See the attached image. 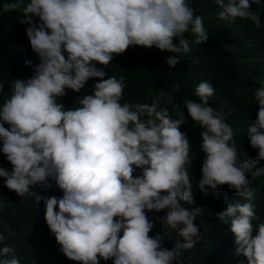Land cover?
I'll list each match as a JSON object with an SVG mask.
<instances>
[{"label": "clouds", "instance_id": "1", "mask_svg": "<svg viewBox=\"0 0 264 264\" xmlns=\"http://www.w3.org/2000/svg\"><path fill=\"white\" fill-rule=\"evenodd\" d=\"M214 3L220 20L261 27L253 5L259 8L262 0ZM0 9L21 14L39 61H24L32 75L14 78L10 97L0 103V192L33 199L37 210L43 202L60 253L78 264H176L182 250L195 246L201 236L195 221L205 208L187 206L195 203L189 171L194 154L181 127L190 117L199 125L204 154L196 186L217 198L227 186L245 201L215 215L234 235V254L247 264H264V221L254 223L259 217L250 187L253 178L264 176V80L253 93L256 118L246 137L258 151L249 157L226 121L230 113L209 103L216 93L209 81L195 87L198 100L185 99L187 117L181 112L173 118L172 93L162 91L151 103L122 104L125 78L105 71L116 55L136 46L169 53V69L180 65L192 51L186 33L198 45L208 40L193 0H5ZM90 79L91 94L78 107H66L68 90L81 93ZM172 87L180 90L178 83ZM4 90L0 81V94ZM53 187L62 195L38 191ZM6 206L0 200V212ZM150 212L164 215L152 219ZM157 223L180 237L173 248L165 246V233L150 235ZM4 239L0 233V264H20L15 255L5 258L13 248Z\"/></svg>", "mask_w": 264, "mask_h": 264}, {"label": "trees", "instance_id": "2", "mask_svg": "<svg viewBox=\"0 0 264 264\" xmlns=\"http://www.w3.org/2000/svg\"><path fill=\"white\" fill-rule=\"evenodd\" d=\"M4 2L5 0H0V5ZM193 6L196 14L203 17L208 40L205 44L198 45L194 42V35L186 33V38L193 41L190 45L192 51L176 68L169 69L164 63L169 55L166 51L136 46L129 47L122 55H116L105 71L117 78H125L122 104L151 103L153 97L160 95L162 91L172 93L176 111H173V106H169V112L173 118H178L181 112L187 117L185 99L198 100L194 95L195 87L201 81H209L216 89L209 103L230 113L226 116V121L236 130L238 148L244 150L249 157H255L258 150L249 145L246 132L247 126L256 118V114L252 113V107L257 108L253 93L260 86L258 81L264 80V0L259 8L253 5V9L259 11L261 16L259 29L251 21L231 23L220 20L219 9L214 0H193ZM20 17L18 12H3L0 9V81L5 85L4 93L0 94V103L10 97V82L14 78L32 75L31 66H25L24 61L28 59L34 63L39 62L30 47L25 26L19 23ZM194 58L199 60L198 64L192 63ZM94 83L95 79H90L81 93L68 90L67 95L62 98L65 106L78 107L83 95L91 94ZM173 83L180 84L179 91L172 87ZM244 92H247V96ZM181 131H187L194 154L189 171L194 177L195 203L187 206L193 209L204 207L205 211L195 221L201 230L199 240L192 249L181 251L176 264H239L240 261L247 264L246 258L234 254V235L215 215L226 209L229 203L245 201L227 186L219 189V198L211 189L207 196L199 190L196 185L201 178L204 155L199 147L200 128L188 117V122L181 127ZM260 165H264V160L260 161ZM250 187L254 191L253 203L259 217L254 223H259L264 221V176L253 178ZM38 191L46 195H62L58 187ZM225 196L227 200L224 199ZM0 200L8 205L0 212V233L5 237L2 244L13 248V252L5 258L10 259L15 255L20 264H78L58 251L59 245L50 234L44 219L43 202L37 210L33 199H21L14 191L0 192ZM157 215H164V212L149 213L152 219ZM156 231L165 233L164 244L169 249L180 240L175 232L159 223L150 235ZM101 264H112V261H101Z\"/></svg>", "mask_w": 264, "mask_h": 264}]
</instances>
